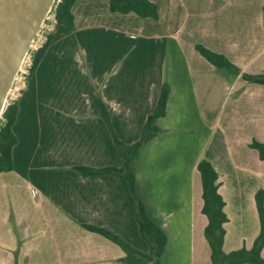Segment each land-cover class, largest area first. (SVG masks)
<instances>
[{
	"label": "crops",
	"instance_id": "1",
	"mask_svg": "<svg viewBox=\"0 0 264 264\" xmlns=\"http://www.w3.org/2000/svg\"><path fill=\"white\" fill-rule=\"evenodd\" d=\"M149 1L156 20L111 13L108 0H77L73 30L54 27L17 99L12 171L0 173V264H124L116 244L83 225L148 252L120 182L75 168L117 163L97 96L117 139L131 145L163 83L170 92L156 120L162 133L131 162L136 194L166 235L160 264H211L196 169L202 159L224 201L223 252L252 247L264 160L249 144H264V85L241 75L264 77V0ZM197 45L238 73L216 71Z\"/></svg>",
	"mask_w": 264,
	"mask_h": 264
},
{
	"label": "trees",
	"instance_id": "2",
	"mask_svg": "<svg viewBox=\"0 0 264 264\" xmlns=\"http://www.w3.org/2000/svg\"><path fill=\"white\" fill-rule=\"evenodd\" d=\"M77 0H59L53 12L55 27L62 26L66 31L73 30V15L71 8ZM111 13H133L139 18H152L156 20L157 6L149 0H108ZM52 34L47 36L45 44L33 53L32 66L29 76L32 75L36 66L43 57ZM196 51L208 61L218 72L223 70L237 74L238 70L223 56L215 54L202 46H196ZM242 79L256 84L264 85L263 76L241 75ZM170 92L167 83H163L154 111L148 115L143 125L140 138L131 145L121 143L110 124L108 112L103 105L100 96H97L99 116L106 124L117 149V163L113 166L93 169L86 167L75 168L83 177L112 175L122 185L124 195L128 201L131 214L137 224L140 238L147 244L148 252L142 253L131 247L118 236L101 228L83 225L88 231L100 234L104 238L116 244L124 253V264H160L166 246V235L162 228L155 225L147 215L143 203L140 201L135 190V176L131 168V162L138 150L152 138L159 136L162 131L156 126V120L163 117L166 112V101ZM17 116V101L5 108L0 120V173L12 171V148L16 139L12 133V126ZM249 147L258 152L260 160H264V144L253 141ZM202 188V214L206 216L207 224L203 235L210 249L211 264H264L260 253L264 246V193L259 190L255 195V204L259 221V232L252 247L224 253L222 250L227 217L223 211L224 201L218 193L217 174L212 165L202 159L196 167Z\"/></svg>",
	"mask_w": 264,
	"mask_h": 264
},
{
	"label": "water",
	"instance_id": "3",
	"mask_svg": "<svg viewBox=\"0 0 264 264\" xmlns=\"http://www.w3.org/2000/svg\"><path fill=\"white\" fill-rule=\"evenodd\" d=\"M54 0H0V120L6 95Z\"/></svg>",
	"mask_w": 264,
	"mask_h": 264
},
{
	"label": "built area",
	"instance_id": "4",
	"mask_svg": "<svg viewBox=\"0 0 264 264\" xmlns=\"http://www.w3.org/2000/svg\"><path fill=\"white\" fill-rule=\"evenodd\" d=\"M58 2L59 0H54L49 10V13L45 17L38 33L31 42L29 51L24 57L21 66L13 80V83L7 92L6 100H5V104H6L5 108L11 105L12 103H14L15 101H17V99L20 97L21 93L23 92L26 86L27 77L29 76L30 68L32 66L33 53L38 51L45 44L47 36L52 34L54 30L55 21H54L53 12Z\"/></svg>",
	"mask_w": 264,
	"mask_h": 264
},
{
	"label": "rangeland",
	"instance_id": "5",
	"mask_svg": "<svg viewBox=\"0 0 264 264\" xmlns=\"http://www.w3.org/2000/svg\"><path fill=\"white\" fill-rule=\"evenodd\" d=\"M247 218H248V217H247ZM234 220H235V219H234ZM245 225H246V229H249V227H250L249 224L246 223ZM233 226H234V224H233Z\"/></svg>",
	"mask_w": 264,
	"mask_h": 264
}]
</instances>
